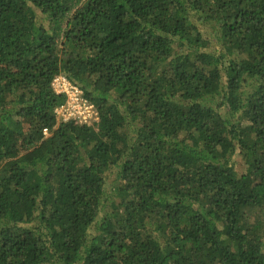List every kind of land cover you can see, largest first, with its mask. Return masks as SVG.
Listing matches in <instances>:
<instances>
[{"label":"trees","instance_id":"trees-1","mask_svg":"<svg viewBox=\"0 0 264 264\" xmlns=\"http://www.w3.org/2000/svg\"><path fill=\"white\" fill-rule=\"evenodd\" d=\"M0 264H264V0H0Z\"/></svg>","mask_w":264,"mask_h":264},{"label":"built area","instance_id":"built-area-1","mask_svg":"<svg viewBox=\"0 0 264 264\" xmlns=\"http://www.w3.org/2000/svg\"><path fill=\"white\" fill-rule=\"evenodd\" d=\"M52 87L57 95L67 96V103L56 109L62 120L72 121L75 124H90L98 120L94 105L90 104L83 96V91L66 77H56L52 82Z\"/></svg>","mask_w":264,"mask_h":264}]
</instances>
